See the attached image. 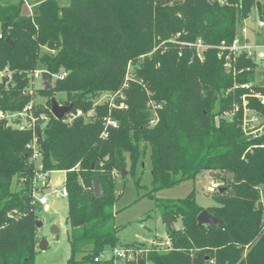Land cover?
<instances>
[{
  "label": "trees",
  "instance_id": "1",
  "mask_svg": "<svg viewBox=\"0 0 264 264\" xmlns=\"http://www.w3.org/2000/svg\"><path fill=\"white\" fill-rule=\"evenodd\" d=\"M25 1L31 0H0V110L20 111L38 93L46 98V109L36 104L35 113L45 111L48 119L26 131L0 120V264H35L39 206L32 192L38 168L26 147L33 138L42 170L65 172L70 248L65 264H264V147L244 135L237 119L222 117L243 92L228 90L234 82L253 79V72L234 79L215 49H208L203 61L171 45L154 50L177 33L181 40L230 44L250 9L264 20V0H172L163 6L160 0H70L67 5L38 0L30 15L21 11ZM141 55L134 78L125 79L129 61ZM240 65L252 63L243 58ZM36 69L47 79L43 89L32 87ZM62 72L63 78L48 80ZM135 78L159 104L153 125L145 89ZM118 89L126 107L95 102ZM258 89L264 93V87ZM57 93L64 95L58 102L85 115L69 123L51 116L50 100ZM107 117L118 125L103 137ZM148 151L152 179L146 196L155 199L163 216L180 222L179 228H168L170 245L163 248L120 242L115 222V173L128 166L134 175ZM203 171L220 175L214 205H199L194 191L177 199L153 195ZM94 179L100 197L94 195ZM203 209L222 222L199 227ZM125 246L139 251L134 260L101 258L106 250Z\"/></svg>",
  "mask_w": 264,
  "mask_h": 264
},
{
  "label": "rangeland",
  "instance_id": "2",
  "mask_svg": "<svg viewBox=\"0 0 264 264\" xmlns=\"http://www.w3.org/2000/svg\"><path fill=\"white\" fill-rule=\"evenodd\" d=\"M38 0L25 1L22 5L21 11L23 14H28V4H37ZM61 5H67L70 0H57ZM159 0H154L157 3ZM33 7V11H34ZM29 13L28 15H30ZM258 13L255 7L250 9L248 18L245 23L250 26L249 38L251 42L258 45H264V28H259ZM143 60V55L129 61L127 66L126 78H134V69ZM259 64L264 67V58L259 60ZM42 70V69H39ZM48 80L54 83L56 78L52 75ZM47 81L42 75L33 80L32 87L34 89H43L44 83ZM135 81L142 85L144 84L135 78ZM126 87L122 85V88ZM147 96V110L149 112V125H153L157 120V104L152 98V92L146 87L144 88ZM125 94L122 89H118L115 92H103L96 100L97 103L109 102L110 105L118 108H124L123 101ZM54 98L64 99L62 93L55 94ZM33 101L36 104H44L46 98L40 96L38 93L34 95ZM123 105V106H122ZM122 106V107H121ZM156 119V120H155ZM144 166H137L135 174L128 173V166L126 167L127 175H120L115 173L114 176V190L118 195L114 204L115 222L118 226V237L120 242L125 244L141 243L144 247H150L153 244H157V247L163 248L170 245L168 237V228L163 220V215L156 206L155 199L153 197L146 196L151 190V171H150V159L149 151L144 158ZM65 172L52 171L49 175L50 188L63 186ZM217 176L210 175L209 172H201L195 180H186L171 187L159 190L153 195L157 198L177 199L183 198L190 191H194L196 202L202 207L214 205L215 202L212 198L217 191H209L208 187L211 182L218 181ZM138 177H140L139 182ZM219 183L220 180L218 181ZM50 198V197H49ZM63 207L60 209H54L52 205L48 208L37 207L34 211L36 218L42 222V226L37 229V235L39 238H44L47 242V247L39 249L37 244V253L35 256V264H65L67 258L70 255L69 243L67 240L68 226L65 222L67 216V208L65 199L62 201ZM55 225L57 233L52 234L50 227ZM180 222L176 220L174 222V228H179ZM139 253V252H138ZM106 257L111 255L109 250L105 251Z\"/></svg>",
  "mask_w": 264,
  "mask_h": 264
},
{
  "label": "built area",
  "instance_id": "3",
  "mask_svg": "<svg viewBox=\"0 0 264 264\" xmlns=\"http://www.w3.org/2000/svg\"><path fill=\"white\" fill-rule=\"evenodd\" d=\"M218 1L221 4L223 3L222 0ZM257 25L259 28H264V20L258 18ZM248 33L249 30L243 20L230 44H227L224 41L217 45L206 44L201 38H196L194 40H181L180 34L177 33L171 38L160 41L155 46L154 50L161 49V51L164 52L171 45L178 48L179 54H181L182 50L185 49L192 52L191 59L203 61L205 52L208 49H215L217 57L222 61L224 68L234 79L237 78L239 74L253 72V79L244 82H234L233 87L228 90L233 91L235 89H242L243 92L239 95L238 100L233 102L229 109L222 112V117L228 120L237 119L244 135L250 139H259L261 142L259 146L264 147V93L258 89L259 87H264V67L259 64V60L264 58V45H258L251 42ZM243 58L251 60L252 65H240ZM41 73L42 70H34L33 80L39 76L41 77ZM54 76L56 79H61L65 76V73L62 72L55 74ZM58 103L60 105L64 104L61 102ZM35 105L36 103L32 100L28 102V104L20 111L10 112L0 110V120H7L8 123L19 131L33 130L38 122H44L48 119V114L45 111L35 113ZM42 105L43 108L46 109V105ZM124 107L126 106L124 105ZM49 110L51 116L56 118L51 113V108ZM91 112L92 110H89L87 115H90ZM84 115L85 113L81 109H77L75 111L70 109L63 115V117L56 119H63L64 122L69 123L73 119ZM117 125L118 123L115 119L107 117L104 121V128L101 135L106 137L108 135V129L116 128ZM37 143L38 139L33 138L26 145V147L31 151L30 159L38 168V171L35 173V186L32 192V201L39 207L48 208L50 205L53 206L55 199H59L60 201L66 199L67 191L64 186V182L63 186L60 188H50L49 175L52 171L42 170V166L39 161L41 155ZM220 187L221 183L213 181L210 183L208 190L218 191ZM260 202L264 212V192L262 191V188H260ZM110 252L111 255L109 257H106L104 253L101 258L114 257L115 259L134 260L139 251L134 247L125 246L115 248ZM95 260H97V258H95Z\"/></svg>",
  "mask_w": 264,
  "mask_h": 264
},
{
  "label": "water",
  "instance_id": "4",
  "mask_svg": "<svg viewBox=\"0 0 264 264\" xmlns=\"http://www.w3.org/2000/svg\"><path fill=\"white\" fill-rule=\"evenodd\" d=\"M172 0H160V4L166 5L168 2H170ZM6 41L9 43H12V41L6 37ZM50 84L46 83V88H49ZM51 102V113L56 117V118H61L63 117V115L65 113H67L71 108H72V104L71 103H64L63 105H60L58 103V101L55 98H51L50 100ZM126 172L125 169H122V173L121 175H124ZM210 175H212V173H210ZM93 190H94V195L96 197H100L103 195V191L102 188L98 182L97 179L93 180ZM221 188L218 189V191H220ZM64 205L62 203V201H60L59 199H55L54 203H53V208L54 209H60L62 208ZM163 220L167 226V228L173 230L174 229V222H173V216L172 215H164L163 216ZM222 221L221 219L211 215L207 209H203L198 215H197V224L199 227L203 226V225H209L211 227L216 226L217 224H220ZM35 225L38 228H40L42 226V222L39 219H36ZM50 232L52 234H56L57 233V228L55 225H52L50 227ZM38 247L39 249H44L47 247V242L44 238H41L38 242Z\"/></svg>",
  "mask_w": 264,
  "mask_h": 264
},
{
  "label": "crops",
  "instance_id": "5",
  "mask_svg": "<svg viewBox=\"0 0 264 264\" xmlns=\"http://www.w3.org/2000/svg\"><path fill=\"white\" fill-rule=\"evenodd\" d=\"M34 5H35L34 3L33 4H28V8H29L28 14L32 13V9H33ZM244 24L247 25V29L250 30V26L248 25V23H245V20H244Z\"/></svg>",
  "mask_w": 264,
  "mask_h": 264
}]
</instances>
